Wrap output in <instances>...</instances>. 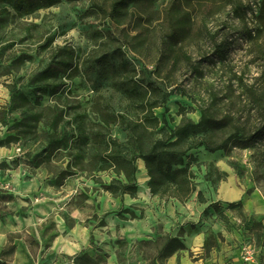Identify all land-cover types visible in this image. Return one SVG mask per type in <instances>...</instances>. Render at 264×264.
<instances>
[{"label": "rangeland", "instance_id": "1", "mask_svg": "<svg viewBox=\"0 0 264 264\" xmlns=\"http://www.w3.org/2000/svg\"><path fill=\"white\" fill-rule=\"evenodd\" d=\"M112 1L57 0L50 7L8 17L0 30V258L9 264H166L162 243L177 236L186 248L172 255L177 258L185 252L191 262L235 264L250 251L255 263L264 264V165L257 159L261 146L231 144L227 152L214 153L192 150L185 162L194 175L195 191L185 201L152 194L141 160L136 162L132 194L107 192L102 183L115 177L109 171L72 167L70 175L57 178L56 170L65 169L78 150L71 134L81 116L91 120L92 110L106 103L133 113L112 91L115 73L100 69L96 61L130 40L140 23L149 25L147 55H134L124 45L121 49L138 69L153 72L160 31L155 20L171 0L131 4L120 26L109 15ZM181 1L194 20L195 34L204 33V38L194 34L184 46L202 74L181 69L160 75L185 91L166 103L170 126L179 122V107L197 122L199 105L216 116L230 114L233 122L238 120L235 124L248 120L257 125L260 116L246 100L245 86L258 76L261 61L246 29L254 33L258 28L261 0H238L240 18L232 5L220 7L215 0ZM211 37L222 55H215ZM48 74L55 79L45 80ZM60 112L56 126L44 123ZM29 113L41 114V120L28 118ZM154 113L161 119L163 109ZM63 133L67 145L59 147ZM112 135L121 142L126 138L118 126ZM45 156L50 158L47 163ZM226 188L231 198L224 197ZM235 194L238 199L230 201ZM83 232L86 244L68 252L65 246L80 244ZM210 236L216 244L205 254L203 245Z\"/></svg>", "mask_w": 264, "mask_h": 264}, {"label": "trees", "instance_id": "2", "mask_svg": "<svg viewBox=\"0 0 264 264\" xmlns=\"http://www.w3.org/2000/svg\"><path fill=\"white\" fill-rule=\"evenodd\" d=\"M138 1L140 0H113L111 2L109 15L117 26L122 25V17L128 7ZM215 1L220 7L232 5L235 17H241L238 0ZM56 3L57 0H0V30L10 16L16 14L24 16L28 14V11L50 7ZM138 20L145 22L143 18H138ZM155 21L160 31L155 38L157 41L156 57L151 59L153 72L138 69L121 49L124 45L134 55L141 58L147 55L149 48L146 43L150 38L146 34L149 32V25L141 23L137 33L131 36L130 40L125 39L120 47L113 49L110 53L106 52L96 61L100 64V69L106 68L107 71L115 73L117 79L112 91L114 93L115 90L132 106L134 111L132 114L128 111L120 112L111 104L106 103L104 106L97 105L92 110L91 120L80 115L82 120L80 118L77 120L71 134L74 139L73 143L77 141L79 147L73 156L70 155L71 160L66 164L65 169L56 170L58 171L56 176L60 180L72 173V167L87 172L109 171L115 177L111 178L108 183H102V187L115 196L132 194L137 188L136 162L141 160L148 176L147 186L152 194L185 201L195 191L194 175L189 162H185L192 150L203 148L210 153L227 152L231 144L240 145L243 148L255 149L259 146L264 148V0L260 1L256 16L258 28L254 33L246 29L247 37L260 55L261 61L258 76L250 86H245V98L260 116L258 124L254 126L248 120L245 124H235L238 120L233 122L234 119L230 114L216 116L209 107L201 105L198 106L199 119L197 122L188 116V110L179 107L177 112V116L180 117L179 122L173 127L170 126L171 120L167 115L166 103L172 95L183 96L185 91L180 83H167L160 79V75L163 72L174 74L185 69L189 74L200 76L202 71L199 63H194L191 54L184 49L195 31L193 29L194 20L184 10L182 1L171 0L163 10L162 16H158ZM151 30H154V27H151ZM121 31L124 32L123 28ZM127 35L128 33H125V38L128 37ZM195 35L204 38L203 32ZM210 41L215 55H222V47L215 42L214 38L211 37ZM48 68L49 66L43 73H46ZM51 77L55 79L54 76L48 74L45 80ZM157 108L163 109L161 119L154 113ZM2 113L3 111L0 110L1 122L4 121ZM37 113L27 114L28 118L39 117L41 120V114ZM41 113L43 114V109ZM61 117L62 112L58 117L48 119L49 122L44 123L56 126L61 122ZM116 126L126 133V138L122 142L112 135V129ZM67 140L68 138L63 133L58 140L59 147H65ZM49 145L52 147L53 144ZM52 149L55 148L52 147ZM47 150L48 148H45L43 153ZM44 159L45 163L50 160L49 156H45ZM72 159L73 165H71ZM257 159L258 164L264 165V150L259 151ZM232 164L233 162H229L230 166ZM45 168H47L46 165ZM215 244L214 237L210 236L203 245L205 254H208ZM185 249L179 237H167L162 243L161 254L163 258H169ZM0 264L9 263L1 257Z\"/></svg>", "mask_w": 264, "mask_h": 264}, {"label": "crops", "instance_id": "3", "mask_svg": "<svg viewBox=\"0 0 264 264\" xmlns=\"http://www.w3.org/2000/svg\"><path fill=\"white\" fill-rule=\"evenodd\" d=\"M235 194V198L231 199L230 201H236L238 198ZM178 254V253H176ZM182 255H180V258H177V256H171L168 258L166 264H201L199 262H191L187 253L182 252Z\"/></svg>", "mask_w": 264, "mask_h": 264}, {"label": "bare ground", "instance_id": "4", "mask_svg": "<svg viewBox=\"0 0 264 264\" xmlns=\"http://www.w3.org/2000/svg\"><path fill=\"white\" fill-rule=\"evenodd\" d=\"M224 197L225 198H231V189L230 188H226L224 191ZM87 242V237H86V233L83 232V235L81 236V242L80 244L74 245V246H68L66 245L65 248L67 249L68 252L73 253L75 250H77L78 248H80L81 245H85Z\"/></svg>", "mask_w": 264, "mask_h": 264}, {"label": "built area", "instance_id": "5", "mask_svg": "<svg viewBox=\"0 0 264 264\" xmlns=\"http://www.w3.org/2000/svg\"><path fill=\"white\" fill-rule=\"evenodd\" d=\"M235 264H259V263H255L254 258H253V254H251L250 251H247L240 258V262L235 263Z\"/></svg>", "mask_w": 264, "mask_h": 264}]
</instances>
